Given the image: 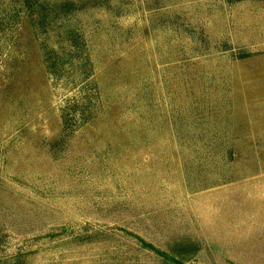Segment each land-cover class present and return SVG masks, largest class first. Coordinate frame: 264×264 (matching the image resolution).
Instances as JSON below:
<instances>
[{
	"label": "rangeland",
	"instance_id": "1",
	"mask_svg": "<svg viewBox=\"0 0 264 264\" xmlns=\"http://www.w3.org/2000/svg\"><path fill=\"white\" fill-rule=\"evenodd\" d=\"M263 181L264 0H0V264H264Z\"/></svg>",
	"mask_w": 264,
	"mask_h": 264
},
{
	"label": "crops",
	"instance_id": "2",
	"mask_svg": "<svg viewBox=\"0 0 264 264\" xmlns=\"http://www.w3.org/2000/svg\"><path fill=\"white\" fill-rule=\"evenodd\" d=\"M256 221L255 222H264V181L262 185H257L256 187ZM247 201V198H245ZM259 251H264L263 246L261 248H257Z\"/></svg>",
	"mask_w": 264,
	"mask_h": 264
},
{
	"label": "trees",
	"instance_id": "3",
	"mask_svg": "<svg viewBox=\"0 0 264 264\" xmlns=\"http://www.w3.org/2000/svg\"><path fill=\"white\" fill-rule=\"evenodd\" d=\"M36 1H38V0H36ZM28 9H29V11H30V13H31V15H33L34 14V9H35V5L34 6H29L28 5ZM44 11V10H43Z\"/></svg>",
	"mask_w": 264,
	"mask_h": 264
}]
</instances>
